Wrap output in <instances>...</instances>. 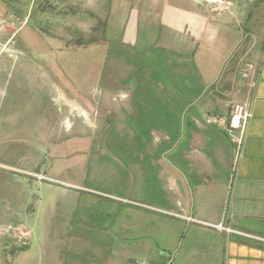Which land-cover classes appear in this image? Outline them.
Returning <instances> with one entry per match:
<instances>
[{
    "label": "crops",
    "instance_id": "crops-1",
    "mask_svg": "<svg viewBox=\"0 0 264 264\" xmlns=\"http://www.w3.org/2000/svg\"><path fill=\"white\" fill-rule=\"evenodd\" d=\"M241 4L264 9V0ZM229 15H234V10ZM230 18L216 17L197 0H172L165 6L163 45L174 52L168 59L173 69L166 68L163 78L158 77L166 80V88L172 92L169 105L174 110L170 114L160 111L155 123L148 125L154 144L146 148L161 157L165 153L177 157L165 159L164 166L159 163L154 179L134 180L130 195L105 197L112 207L120 209L117 221L99 231L95 215L79 210L83 197H89L86 200L91 207L102 196L92 194L93 189L74 177H63V170L52 164L44 165L40 171L25 170L42 177L36 179L45 222L42 264H129L135 260L160 263L167 254L173 256L174 264H264V28L248 80L239 88L236 66L244 42L235 48L234 40L221 35L222 26ZM19 30L11 31L6 36L8 40L0 36V114L4 105L9 106L5 121L16 120L14 110L24 104L23 98L15 95L18 91L38 89L47 94L53 107L47 112V120L53 123L48 125L46 137L55 135V127L68 135L76 127L79 133L96 127L92 110L97 108L98 100L89 97L88 107L75 92L69 93L51 71L35 64L18 43L21 35L22 42L32 45L30 32H26L27 27ZM191 55L197 56V61L204 60V68L195 71L188 67L186 59ZM212 57L222 61L218 84V72L213 76L208 66ZM139 88L140 83L132 82L119 91L124 108L130 109L135 103ZM111 92L107 90L101 103L111 104ZM111 97L116 98L113 94ZM236 97L248 103L249 111L240 148L222 127L206 123L208 116L228 117L230 103H234L231 99ZM134 126L129 134L147 131L143 126ZM144 149L138 146L137 150L142 153ZM6 176L18 180L14 173ZM30 180L35 182L34 177ZM20 222L18 219L16 223ZM8 224L0 222V237L9 232ZM221 224L230 231L219 228ZM98 232L106 234L105 244L98 241ZM188 237L193 240L189 247L185 244ZM14 249L15 258L37 264L31 247Z\"/></svg>",
    "mask_w": 264,
    "mask_h": 264
},
{
    "label": "rangeland",
    "instance_id": "rangeland-1",
    "mask_svg": "<svg viewBox=\"0 0 264 264\" xmlns=\"http://www.w3.org/2000/svg\"><path fill=\"white\" fill-rule=\"evenodd\" d=\"M197 1L203 2L218 18L231 16L227 25L222 26L221 35L234 40L235 48L244 42L236 66L238 87L244 86L248 80L243 75L244 69L260 49L264 9H250L241 4L242 1L249 4L252 0H226L232 2L233 9L231 5L224 10L221 7L226 4ZM168 3L172 0H0L3 40L9 39L6 36L11 31L27 27L32 45L22 42L21 35L18 43L33 57L35 64L51 71L69 93L75 92L88 107L89 97L99 102L92 110L96 127H87L83 130L86 132L81 133L76 127L71 135L55 127L58 131L49 138L45 131L53 122L47 120V112L53 107L45 92L38 89L18 91L15 95L23 98L24 104L14 110L17 114L14 121H5L9 106H3L0 114V222L9 223V232L0 237V264H27L15 258V246L21 250L31 247L37 264H42L45 222L37 185L40 178L30 175L26 169L40 171L44 165L52 164L64 171L63 177H74L84 187L93 189L92 194H100L102 197L95 204L92 202L91 207L86 200L89 197H83L79 210L91 211L100 231L117 221L120 215V209L112 207L105 197L130 195L134 180L138 177L154 179L159 163L164 166L165 159L177 157L171 153L161 157L146 148L154 144L148 125L155 123L160 111L170 114L174 110L169 105L172 92L162 79L163 70L173 69L168 61L174 52L163 45L165 23L162 20ZM232 10L234 15H229ZM196 57L189 56L187 66L199 71L204 68V60L197 61ZM209 60L213 76L218 72L217 83L223 72L222 61L218 57ZM132 82L140 83V88L136 91L135 103L126 109L118 93ZM108 89L116 97L113 99L110 95L109 105L101 103ZM236 98L237 102H244ZM235 99L231 100L235 102ZM132 125L143 126L147 131L140 135L129 134ZM138 146L140 150L145 148L144 152H139ZM12 173L18 175L17 181L6 176ZM18 219L22 222L16 223ZM17 226L30 229L32 235L27 244L15 240L13 229ZM97 235L99 242H107L103 237L105 233ZM192 241L189 237L185 239L186 246Z\"/></svg>",
    "mask_w": 264,
    "mask_h": 264
},
{
    "label": "built area",
    "instance_id": "built-area-1",
    "mask_svg": "<svg viewBox=\"0 0 264 264\" xmlns=\"http://www.w3.org/2000/svg\"><path fill=\"white\" fill-rule=\"evenodd\" d=\"M215 5H225V7H221L223 10L229 8L232 5V2H227L226 0H209ZM218 7L216 8V10ZM252 66L249 65L244 69V76H248ZM249 117L248 111V103L247 102H234L230 106L228 117H223L220 115H213L206 117V123L213 126L222 127L226 133V135L230 138V140L240 148L243 142L244 129ZM42 178L41 176L39 177ZM219 228L226 229L230 231L229 228L224 227L222 224L219 225ZM11 230V229H10ZM13 234L15 240L18 242H22L23 244H27L31 237V231L28 228L17 226L13 229ZM129 264H174V259L171 254H167V258L165 261L160 263H155L152 260H135L130 262Z\"/></svg>",
    "mask_w": 264,
    "mask_h": 264
}]
</instances>
